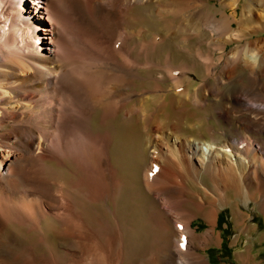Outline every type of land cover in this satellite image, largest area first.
<instances>
[{
	"label": "bare ground",
	"instance_id": "6f19581e",
	"mask_svg": "<svg viewBox=\"0 0 264 264\" xmlns=\"http://www.w3.org/2000/svg\"><path fill=\"white\" fill-rule=\"evenodd\" d=\"M23 1L21 8L18 0H0V264H92L99 255L93 246L82 242L90 240L93 229L81 221L77 203L64 195L66 187L51 175L45 161H68L87 172L89 184L102 180L106 199L113 198L119 187L117 168L109 155L113 137L109 130L95 131L94 120L101 115L106 128L119 116L118 123L123 126L132 120L138 123L139 115L146 112L149 100L145 92L130 89L137 79L132 71L138 64L131 57L129 40L139 38L143 49L162 41L158 33L146 36L147 28L141 24L135 31L131 29L140 20V14L133 17L135 7L147 6L152 0H33L31 7L28 0ZM169 1L167 6L148 12L161 23L165 37L178 33L185 44L192 35L203 34L212 51L204 55L197 50L205 74L201 71L204 76L192 91L187 89L192 85L191 66L168 63L170 92L197 105H205L209 97L216 99V117L233 128L231 133L240 143L181 137L176 131L178 121L165 122L155 113L145 132L144 157L139 163L143 168L141 185L135 191L149 200L172 228L155 264H208L198 250L219 243L216 215L229 196L235 202L234 216L239 220L234 222L240 232L254 227L248 223L247 213L238 209L239 204H257L258 200L264 212V38H250L255 29L253 19L264 14V0H245L240 6L239 0H217L219 7L209 0L200 5L195 0ZM39 15L45 16L40 19ZM186 17L190 24L185 23ZM230 43L235 45L225 50ZM189 184L202 190L197 198ZM196 215H202L210 226L202 234L190 226ZM42 224L46 225L44 231L57 228L58 234L71 239L63 262L57 255L38 253L33 239L34 245L22 241L21 228L40 232ZM136 248L140 252V247ZM136 254L125 263L140 264L136 260L140 254ZM255 259L246 256L241 262L253 264Z\"/></svg>",
	"mask_w": 264,
	"mask_h": 264
},
{
	"label": "rangeland",
	"instance_id": "374dc122",
	"mask_svg": "<svg viewBox=\"0 0 264 264\" xmlns=\"http://www.w3.org/2000/svg\"><path fill=\"white\" fill-rule=\"evenodd\" d=\"M154 1L155 0H152L151 2V4L153 3L152 5L149 3V5L147 6L143 5V6L135 7L133 13L136 14V16H133V17L136 18L140 14V20L138 21L139 23H136L134 22V20H132L131 23L134 22V24H132V27L134 28H131V29L135 31V26L137 24H141L143 27H145V29L147 28L145 32L146 36H149L154 33H158L161 36L162 41H160L155 47L151 48L149 46L150 44H148L146 45V47L147 46L149 47L147 48L145 47L143 49L141 46L142 43L139 41L140 40L139 38L135 37L129 40V47L131 49V57L134 58V60H136V65L138 64L137 65L138 67H136L132 71V75L137 76V79L134 80L133 85L130 86V89H132L133 91H137V92H141V91L143 93L145 92L143 95L146 94L145 98L147 97V100H149L147 102L148 104L146 103L148 106L146 109V112H144V114L142 113L139 115L138 121H137L138 123H135L132 120L131 122L127 123L129 125L125 124L123 126L118 123L120 120V117L118 116L116 118L117 120L116 119L114 120L113 126H110V127L108 126L106 127L107 129L104 128L103 125L101 124V115L99 116L97 115V117H95V120H94L95 131L109 130L111 131V136L113 137L112 142H111L112 148H110L109 150V155H110V159H111V163L113 167L116 166L114 168L115 169L117 168L116 174H117L118 186H119L113 198L110 200L106 199L105 195H107V193L104 192L106 190L104 188L102 180L98 178L96 183L98 182L99 184L98 183L95 185L89 184L92 182L87 172H85L82 169L78 170L77 168L73 167V165L70 164L68 161L63 162V160H61L60 158H56L55 160L45 161V166H47L48 170H51L52 172L51 175H55V177L57 178L56 181H59L60 183L62 182L63 188L66 187V189H68L66 190L62 188L64 195H66L67 198L70 197L68 198V200L71 199L70 201L72 203L78 204V205L76 204V208L78 209L77 211L79 212L81 216V219H82L81 221L84 223H89L90 227H92L93 229V234L89 238L90 240L87 239L88 241L82 242V243H85L84 245L89 244L93 246L94 249H96L95 251H97V255H99V256H96L97 258H93L94 260H92V264H98V263L99 264H111V263L112 264H127V262L125 263V260H127L129 263L132 257H134L135 255L136 256L138 255L136 254L137 252L139 254L143 252L142 253L143 255L140 254L136 259L139 262L141 261L140 264H155L157 260L156 258H157V253H158L159 248H161L164 244H166L167 240H169L170 238V235H171L170 232L172 228L165 224L163 218L160 217L159 214H157L155 207L149 203V200L147 199L145 200L142 195H139V191L138 193L135 191L137 188H139V185H141L139 177L141 175V171L143 168L139 166V163H141L144 157V155H142L144 153H141V152H144L145 132L147 130V125L149 124V121L152 120L153 115H155V113H157V115H159L160 118L162 117L163 119L161 118V120L165 122L167 121L168 123L175 122L176 124L179 122L178 123L179 126L177 125L176 131L177 133L178 132L180 133L178 134L181 137L183 136L184 138L192 139L196 142H206L207 143V142L220 141V140L225 141V139H228L230 141H236L237 143H240V141H238L234 137L233 132L231 133L233 128L231 126L227 127L226 125L222 124L221 121L216 117L215 111H216L217 105L219 104V103H215L217 102L216 99H212L209 97L205 105H197L194 103L192 104L191 103L192 101L186 102V100L183 97L180 98L181 95H177L176 92H173V91L170 92L171 85L166 76L169 73V69L167 66L168 63L172 64L174 67H181L182 65L191 66V71L189 74L191 76L192 85L188 86L187 89L192 91L194 87L198 84V82L203 78L204 75L202 74L203 73L205 74L204 62L202 61V59L196 57V52L198 50L197 53H201V54L206 53V55H208L212 51L210 50V47L208 46L209 44L207 43V39L203 34L192 35L190 39H188L189 41L185 44L181 42V39H180L181 36L179 37L178 33H176L175 36H172L174 35L172 34L171 35L172 39L170 38V36L165 37L166 33L165 31L161 30L162 29L161 23L159 24V22L155 20L154 15L148 14V12L151 13V8L154 9V8H159L161 6L164 7V5L167 6V4H169L170 1L165 0L163 2L165 4L160 2L161 5L154 3ZM191 1L194 2V0H190V2ZM199 1H201V3ZM203 1L205 0H195V3L197 5H200L203 3ZM24 2L26 3V1L18 0L19 7L23 8L22 4ZM27 2H30L28 4H30L29 7H31L32 6L31 3H33V0H28ZM36 2L37 0L34 1V3ZM244 2L245 0H239L238 5L240 6ZM209 3L217 4V0H209ZM142 7L143 8L145 7V8L143 9ZM217 7H219L218 4H217ZM136 10H139V11H136ZM236 12L238 15L239 8H236ZM263 15L258 19H253L254 22L252 21L253 22L252 25H254L253 27H255V29L254 28L252 29L254 31L251 30L253 34L250 36V38H259V37L264 38V16ZM44 16L45 15H41V16L39 15V18L41 19ZM141 21L143 23H140ZM189 21L191 22V20H189V18L186 17L185 23L190 24ZM147 23L148 25L146 26ZM148 26H150V28L154 27L155 30L154 28H151L152 29L151 30ZM256 29H258V31H255ZM245 40L246 39H244V41ZM244 41L242 40L243 43ZM158 45H161V46H158ZM181 45L183 46L185 45L184 46L185 48ZM234 45L235 44L233 43L226 45L225 50H230ZM140 49H142V52H139ZM213 55H215V52H213ZM197 67H199L200 69ZM156 85L160 86L161 89L158 88L156 91V87H155ZM139 88L140 90H138ZM163 94L165 97H162ZM174 96H176V99H172V98H175ZM156 99H158V101ZM126 128L130 131L128 132ZM132 131L134 132V134L132 133ZM142 133L143 135H141ZM129 137H133V138H129ZM256 138H260V136L257 135ZM126 139H128L129 142H127L128 140ZM130 142H132V144H130ZM56 172L59 174H57ZM189 185L191 186V192L194 193V197L197 198V194L202 193V190L193 184H189ZM65 190L69 192L70 196L67 194ZM227 202L228 203L225 204L226 206L223 205L221 206V208L218 207L219 211H217V215H216L217 224L215 223L214 229L221 236L219 243L210 244L209 246H207V248L205 247L203 250H198V252L201 255H203L205 258H207L208 264H242L241 262L242 257L246 258V256L248 258H250L251 256H254V259L256 258L253 262L251 261V263L253 264H256V263L264 264V212L260 208L259 201L257 200V204L252 203V202H247V203H244L245 205L244 204L238 205V209L240 211L247 213V215L250 218L248 223L254 227L249 232L239 231L237 225L235 224L236 222H234V220L236 219L239 220L237 216H234L237 210L235 208V202L231 199L230 196ZM140 203H143V204H140ZM131 206L134 207L135 209L131 208ZM123 208H124V211H123ZM143 208H146V209H143ZM121 209L122 211H120ZM132 209L133 211L135 210L134 211L135 213L132 211ZM180 209H183L182 205H180ZM121 213H123V216H121L122 215ZM119 214L121 217L119 216ZM125 217L127 218V220H125ZM98 218L99 219L101 218V220H99ZM191 224H190L191 228H193L195 232L199 234L206 232L210 227L202 215L194 216V218L191 219ZM132 225H133V228L137 227V229L133 230ZM45 226L46 225L43 226L42 224L41 228ZM102 226H104L105 229ZM56 230L57 231H55V229L54 230L52 229L51 231H44V228H42L40 232L39 231H29L28 232L26 231V229L23 230L21 228V230H19L20 231L19 233H20V237L24 239L22 240L24 243L34 245V243L36 242L37 246L35 244L34 248L38 253L41 252L44 254H50L52 256L54 255L55 257L58 256V259L61 262H63V259L65 257L64 252L70 250L69 249L70 247L68 246H71L70 243H72V241L68 237L58 234L60 232H58L59 230L57 228ZM142 232L144 233L145 236L141 234ZM32 233L33 234L35 233V235H33ZM42 234L45 236L43 237ZM116 235H117L116 239H112L113 237L115 238ZM66 238L69 239V241L71 242H69ZM26 239H29V240L26 241ZM32 239L34 240L33 241L34 243H32ZM119 239L121 240L119 241ZM134 239H136L137 242H135ZM94 240H95L96 245L94 243ZM112 241L114 242L115 245H113ZM46 243L50 244V245L48 244L49 248L47 247ZM108 243H110L109 247H108ZM135 246L140 247V252L138 250L139 248H136ZM163 247H165V245ZM98 248L100 250H98ZM106 249L109 252L106 251ZM131 249L135 251V255L133 253L134 251ZM104 250L105 252H103ZM58 251H61V252L58 253ZM80 251H82V249ZM113 253L114 255H112ZM248 255H250V257ZM100 256H102V258ZM105 258H107L108 261L110 262H107V259L105 262ZM116 260H117V263H116Z\"/></svg>",
	"mask_w": 264,
	"mask_h": 264
},
{
	"label": "snow or ice",
	"instance_id": "6c2138e0",
	"mask_svg": "<svg viewBox=\"0 0 264 264\" xmlns=\"http://www.w3.org/2000/svg\"><path fill=\"white\" fill-rule=\"evenodd\" d=\"M178 227H181L180 225H178ZM181 247H183V244L181 245Z\"/></svg>",
	"mask_w": 264,
	"mask_h": 264
}]
</instances>
